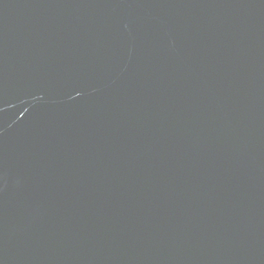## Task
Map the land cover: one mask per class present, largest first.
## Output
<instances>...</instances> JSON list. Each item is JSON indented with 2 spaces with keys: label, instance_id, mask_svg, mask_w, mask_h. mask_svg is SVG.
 <instances>
[{
  "label": "water",
  "instance_id": "95a60500",
  "mask_svg": "<svg viewBox=\"0 0 264 264\" xmlns=\"http://www.w3.org/2000/svg\"><path fill=\"white\" fill-rule=\"evenodd\" d=\"M0 264H264V0H0Z\"/></svg>",
  "mask_w": 264,
  "mask_h": 264
}]
</instances>
